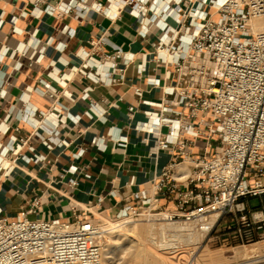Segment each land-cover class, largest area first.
Instances as JSON below:
<instances>
[{"label":"built area","instance_id":"1","mask_svg":"<svg viewBox=\"0 0 264 264\" xmlns=\"http://www.w3.org/2000/svg\"><path fill=\"white\" fill-rule=\"evenodd\" d=\"M33 2L36 7L44 4L41 11L50 13H69L81 4L83 12L94 8L113 19L129 7L144 34L152 32L153 25L162 30L154 59L173 67L176 82L163 86L165 97L153 103L158 109L148 110L149 120L139 126L156 135V152L178 153L150 188L132 193V202L117 217L136 220L148 209L150 215L165 213L190 232L210 234L224 226L225 234L242 244L264 242V0H79L63 1L62 9L49 0ZM256 18H262L261 26L254 23ZM107 40H91V50H83L85 65L95 63L99 54L100 64L117 69L124 79L134 54L117 45L113 52L102 51ZM119 59L123 66H118ZM84 97L98 105L88 91ZM199 138L206 144L194 154L189 148ZM117 139L128 142L127 135ZM22 140L17 151L26 142ZM70 184L78 185V178ZM161 197L175 208L162 207ZM253 198L259 199L258 205ZM40 204L36 197L16 216L2 214L0 208V264L102 262L107 230L101 218L82 213L38 217Z\"/></svg>","mask_w":264,"mask_h":264},{"label":"crops","instance_id":"2","mask_svg":"<svg viewBox=\"0 0 264 264\" xmlns=\"http://www.w3.org/2000/svg\"><path fill=\"white\" fill-rule=\"evenodd\" d=\"M63 1L79 0H49L60 9ZM42 7L33 0H0L2 214L16 216L40 197L38 217H117L132 202V193L150 188L178 153L156 152V135L139 126L149 120L148 110L158 109L153 103L165 97L163 86L176 82L173 67L154 59L162 30L153 25L144 34L129 7L118 19L94 8L83 12L81 4L69 13ZM102 36L108 39L102 51L113 52L117 45L134 54L124 79L117 69L103 67L99 54L95 63L85 65L83 50H91V40ZM123 65L119 59L118 66ZM86 91L98 105L84 97ZM120 134L128 142L120 143ZM22 139L26 142L17 151ZM205 144L199 138L189 150L199 154ZM72 166L78 169L69 170ZM74 177L79 180L75 186L70 184ZM160 204L175 208L164 197Z\"/></svg>","mask_w":264,"mask_h":264},{"label":"rangeland","instance_id":"3","mask_svg":"<svg viewBox=\"0 0 264 264\" xmlns=\"http://www.w3.org/2000/svg\"><path fill=\"white\" fill-rule=\"evenodd\" d=\"M259 202L260 201L258 198L252 199V203L254 205H258ZM147 214H148V209H146L144 213L142 214V216L136 220H130V219H127L126 217L118 218V217L101 216L100 218L104 222L107 228L106 236L104 238V245L106 246L109 243L113 244L120 235L123 240L126 238V235L132 238L133 234H130L131 231L123 229L122 228L123 225L129 227V225H132L131 223H134V222L139 223V224H145L148 222H154V223L156 222L155 225H158L159 224L158 222L163 220L160 218L161 215L150 216V214L149 215ZM107 221H109L111 224L109 222L107 223ZM112 222L115 223V224L113 223L114 227L110 226L112 225ZM111 227H112V230H111ZM156 230L157 228L155 229V233L159 234V232ZM122 232L124 233L126 232L125 235L120 234ZM183 232L185 234L181 233L180 236H178L179 238L182 237V238L187 239L190 237L189 236L190 230H185ZM225 232H227L226 227L218 226L210 234H206V233L202 234V239L200 242L193 241V242L188 243L185 240V243L180 245L179 248L166 250V251L160 249L164 253L161 252L156 245L150 244V243H148V245L153 250V252L159 253L161 256H163L162 258H165L163 259L164 262L162 260L160 264H162V262L163 264H244L248 262L247 260L254 261L255 259L257 260V259L264 258V242L263 241H258L259 242L258 245H254L256 242L248 243L244 245L239 241L231 239L227 234H225ZM251 247L252 248L256 247V249L254 250L248 249ZM242 248L243 250H240ZM244 248H247V249H244ZM246 250L247 251L249 250L248 254H246ZM118 252L120 256L125 255L124 256L125 258L120 257L113 264L121 262L122 260H124L126 264H134V260L133 258L131 259V256L128 254L127 250L122 251L119 249ZM138 258L140 260L137 259L136 264H143L144 263L143 258L142 257H138Z\"/></svg>","mask_w":264,"mask_h":264},{"label":"bare ground","instance_id":"4","mask_svg":"<svg viewBox=\"0 0 264 264\" xmlns=\"http://www.w3.org/2000/svg\"><path fill=\"white\" fill-rule=\"evenodd\" d=\"M261 22H262V18H256L254 20V23L259 25V26H261ZM181 168H182V170L185 171L188 169V166L186 163H182ZM147 215H149V214H147ZM160 215H161L160 218L163 220L159 221L158 225H155L156 222L155 223L154 222H148L145 224H139V223L134 222V223H131L132 225H129V227H127L125 225H123V227L121 226L123 229L131 231L130 234H133L132 238H130L126 235V238L123 240L121 238V235H120L118 237V239L115 240V242L113 244L109 243L106 246L104 245L103 259H102V262L100 264H113L120 257L125 258L124 257L125 255L120 256V254L118 252L119 249L122 251L127 250L128 254L131 256V259L133 258L134 264L137 263V259H139L138 257L143 258V261H144L143 264H158V263L160 264V262L165 258H162L163 256H161L159 253L153 252V250L150 248L148 243L156 245L159 248V250L161 249V250L166 251V250L179 248L180 245L185 243V240L188 243L193 242V241L194 242H200L201 241L202 234L197 233V232H190V235H189L190 237L187 239L182 238V237L179 238L178 236H180L181 233L185 234L183 232V231H185V225H183L181 222H174V221L167 219V215L165 213L160 214ZM150 216H152V215H150ZM108 222L109 221H107V223ZM113 223L114 222H112V225H110V226L114 227L113 225L115 223L114 224ZM108 226H109V224H108ZM112 227H111V230H112ZM156 228H157L156 231H158L159 234L155 233ZM106 230H107V228H106ZM125 233L122 232L120 234L125 235ZM258 243L259 242H256L254 245H258ZM244 249H247V248H244ZM248 249L254 250V249H256V247H253V248L251 247ZM240 250H243V248ZM248 251L246 250V254H248ZM161 252H163V251H161ZM247 261L248 262H246L244 264H264V258L257 259V260L255 259L254 261H249V260H247ZM163 262H164V260H163ZM163 262H162V264H163ZM261 262H263V263H261ZM217 263H219V262H217ZM115 264H126V263L124 260H122L121 262H118Z\"/></svg>","mask_w":264,"mask_h":264}]
</instances>
